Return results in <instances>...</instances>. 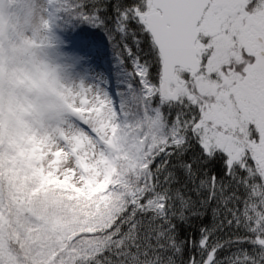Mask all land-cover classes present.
<instances>
[{"label":"snow or ice","instance_id":"obj_1","mask_svg":"<svg viewBox=\"0 0 264 264\" xmlns=\"http://www.w3.org/2000/svg\"><path fill=\"white\" fill-rule=\"evenodd\" d=\"M47 2L105 27L130 82L119 104L81 83L72 132L57 130L76 158L104 149V180L80 168L76 184L68 167L66 191L65 173L36 169L44 201L70 209L71 222L25 197L13 231L0 190V264H22L12 242L25 247L21 230L34 239L29 225L49 237L31 264H264V0ZM117 126L134 162L93 204Z\"/></svg>","mask_w":264,"mask_h":264},{"label":"clouds","instance_id":"obj_2","mask_svg":"<svg viewBox=\"0 0 264 264\" xmlns=\"http://www.w3.org/2000/svg\"><path fill=\"white\" fill-rule=\"evenodd\" d=\"M47 7L46 0H0V190L13 231L17 201L25 197L42 215L55 213L68 222L72 220L69 211L46 203L43 193L32 195L35 185L28 164L34 155L45 153L47 164L53 159L51 153L63 149L61 174L68 167L75 168L76 182H80L76 154L58 137L57 130L72 132L65 122L69 119V105L76 103L81 84L71 78L70 69L56 55L53 21ZM110 138H113L111 134ZM113 142V154L108 156L118 169L115 180L127 172L134 162V153L120 126L116 127ZM93 148L95 158L89 155L90 163L98 160L104 151L98 143ZM93 148H88V152L93 153ZM29 226L33 227L34 239L21 230L25 247L15 240L12 242L22 264H31L27 253L49 239L38 226Z\"/></svg>","mask_w":264,"mask_h":264},{"label":"rangeland","instance_id":"obj_3","mask_svg":"<svg viewBox=\"0 0 264 264\" xmlns=\"http://www.w3.org/2000/svg\"><path fill=\"white\" fill-rule=\"evenodd\" d=\"M48 5V2L46 0ZM49 8V5L47 9ZM54 11V10H53ZM47 14L52 19V35L56 42V55L65 64V66L70 69L71 78L78 81L80 84L83 83L85 86H92L99 90L106 92L110 97H112L117 104L122 100L127 85L130 82V63H121L119 55L115 54L106 44L99 43V49L101 53L92 55L85 52L77 46L69 45L66 43L64 32L59 24V19L57 14L47 10ZM116 134V127L113 129L111 136L114 138ZM113 138H110L111 147H114ZM73 152L76 153L77 149L74 147ZM45 153L41 152L39 156H33V159L29 162L28 168L32 175H36V169H41L45 174L51 173L50 179L57 176L60 173L61 164L64 162L63 158L65 156L64 150L60 149L54 153H51L53 159L45 164ZM103 163L107 165V183H100L94 185L95 190L92 192L91 203H96V200H103V196H98L97 193L101 192L108 184L112 183L114 180V174L118 171L115 164L105 155L103 158ZM76 164L79 168H83L86 171L91 172L95 175L98 171L100 175L98 179L104 180V173L101 167L100 160H95L94 162H89V156L81 155L77 156ZM65 185L62 187L66 191H73L72 175L73 170L67 168L65 171ZM76 184H80L75 181ZM82 193L85 190L81 189ZM86 194V193H85ZM95 198V199H93ZM72 215V211L68 209Z\"/></svg>","mask_w":264,"mask_h":264},{"label":"trees","instance_id":"obj_4","mask_svg":"<svg viewBox=\"0 0 264 264\" xmlns=\"http://www.w3.org/2000/svg\"><path fill=\"white\" fill-rule=\"evenodd\" d=\"M59 19V24L64 32V36L70 45L77 46L87 53L96 55L101 53L99 49V43L106 44L115 54L118 55L119 49L115 46L112 39H110V32L105 29V27L93 24L89 20L80 18L78 16L72 15L68 11H61L56 13ZM109 27L111 26V21L108 22ZM115 39L119 40L120 37L117 34ZM129 43H131L129 38ZM126 64L127 61H126ZM30 179L34 182V187L32 188V195H38L41 192L38 191V186L41 183V176L37 172L36 175H32ZM211 216L209 213V220Z\"/></svg>","mask_w":264,"mask_h":264}]
</instances>
